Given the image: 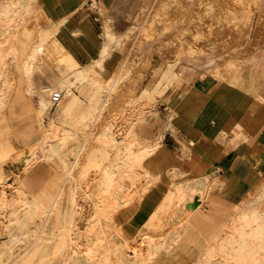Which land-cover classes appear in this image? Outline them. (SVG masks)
I'll return each instance as SVG.
<instances>
[{
    "label": "bare ground",
    "instance_id": "bare-ground-1",
    "mask_svg": "<svg viewBox=\"0 0 264 264\" xmlns=\"http://www.w3.org/2000/svg\"><path fill=\"white\" fill-rule=\"evenodd\" d=\"M194 1L54 0L51 2L56 11L51 16L46 14L42 0H0V122L16 83L11 61H18L24 92L41 127L38 143L13 154L11 146L7 152L2 151L4 154L0 152V264H157L163 255L183 245L188 231L197 229V223L201 228L208 223L212 229L214 225L218 227L216 223L223 225L208 238L201 256L190 264H264V178L250 201L237 204L231 214L215 216L211 211H201L215 181L207 175L177 181L184 171L170 167L166 170L168 187L145 220L149 227L141 225L131 235L122 220L126 215L130 222L164 180L163 172L148 164L165 132L151 140L134 130L135 121L142 120L153 105L149 85L135 95L134 86H139V77L142 78L140 70L135 71L140 69L137 63L141 60L136 47L149 40L151 49L157 48L161 59L153 75L175 70L200 89L222 80L247 92L264 94V16L254 29L248 21L238 25L244 16L238 22L235 13L223 9L230 0H200L197 6L192 5ZM83 6L101 18L103 45L98 52L91 49L90 60L84 65L63 68L53 84L37 88L33 83L37 69L45 64L61 68L73 56L69 43L58 34L70 28L69 18ZM134 9L140 22L131 20ZM204 15L208 22L201 20ZM218 16L223 21L217 24L219 19L217 26L212 24L214 29L207 32L206 24ZM34 18L38 22L31 27ZM140 24L144 27L140 28ZM197 24L202 29L200 34L195 33ZM157 26L166 32L152 31ZM252 29L254 37L249 39L246 35ZM26 30L33 41L22 52L19 42ZM72 32L77 38L86 37L79 28ZM132 37L135 42L131 51L115 76H110V58ZM237 37L249 39L247 51L234 48V43L227 44V39ZM134 74L130 89L129 78ZM85 85L92 90L89 104L74 118L72 101L76 97L69 104H64V99L73 93V88ZM129 90L128 104L132 109L128 118L115 121L112 116L106 117L116 95L126 101ZM55 93L62 94L58 102L53 100ZM137 100L143 104L137 106ZM123 105L118 110L129 107ZM212 146L218 148L216 144ZM20 158L26 161L23 173L15 174L10 181L2 163ZM40 159L55 165L56 179L34 190L25 175ZM59 179L62 184L57 186ZM86 204L87 224L80 228L78 220Z\"/></svg>",
    "mask_w": 264,
    "mask_h": 264
},
{
    "label": "rangeland",
    "instance_id": "rangeland-1",
    "mask_svg": "<svg viewBox=\"0 0 264 264\" xmlns=\"http://www.w3.org/2000/svg\"><path fill=\"white\" fill-rule=\"evenodd\" d=\"M234 1L235 0L233 1L230 0L231 3H226V6H224L223 9H225L227 13H235V15L237 16V21L242 19L240 17L244 16L243 17L244 21L242 20H240V22L238 21L239 22L238 25L241 26L242 25L241 22L243 23V25L244 23L249 22L253 25L255 29V27L258 24L259 19H261V17L264 16V7H263L264 0H262L263 2L261 0H254V1L250 0L251 3L249 2V0H237L235 2ZM252 1H253V4H252ZM199 2L200 0H195L192 3V5L196 4L197 6ZM226 2H229V0H226ZM238 2L240 3V5H238ZM248 2H249V6H248ZM232 6L236 10H233ZM229 9H231L232 11ZM85 10H86L85 15L89 16V21L91 22V24H93L95 31L97 33H100L101 24H100V19L98 17V14L93 12L92 9L87 8ZM228 10L231 12H229ZM136 11L137 10L134 9V12H133L134 14L131 17V20L135 22H140L141 20H139V17L135 14ZM245 15L248 18H245L246 17ZM201 20H205L206 22H208L205 18V15L201 16ZM213 21L214 22L209 21L210 24L209 23L206 24L208 26L205 28V30L208 29L206 30L207 32H211L214 29L212 27V24L214 27H216L217 26L216 22L218 21L217 24H219V22H222L223 20H222V17L221 18L213 17ZM37 22L38 20L34 18L33 25H32V20H31L30 26L33 27L34 25H36ZM140 26H141L140 28L144 27L143 24H140ZM161 27L162 26L154 27L152 28V31H156L157 33L166 32ZM199 27L200 26H198L197 24V29L195 30V33H198V34L201 33L202 29L201 28L199 29ZM254 29H252L251 32L248 35H246L249 37V39H253ZM133 37L132 39L128 41V43L123 47L121 51L118 50V54L114 53V55L110 58L108 65L110 68L113 67L110 70V76L112 77L115 76L122 60L131 51V47L134 45V42H135ZM98 38L101 39V37H98ZM32 39L33 38H31V34L29 30H26L25 32L22 33L21 39L19 42L22 52H24L30 46L31 42L33 41ZM249 39L247 40V39H241V37H237V40L236 39L230 40L229 38L227 39L228 40L227 44L230 43L229 45H231V43H234L232 44L234 45V48L236 49L240 48L242 49V51H247L248 48L250 47L249 45L251 44ZM170 42L171 40L170 41L167 40V43H170ZM151 46L152 45L150 41L148 40L144 44L142 43L141 46H139V48L136 47V50H138V53L140 54L141 60L138 61L137 63V67H139L140 69H135V71L140 70L142 74V78L139 77L138 82H140V85L134 86L136 90L135 95H137V93L140 92L142 88L145 87L146 85H149L150 87H152L154 82L160 77L156 74L153 75V73H154V69L156 65L160 62L161 58L156 54L157 48L153 47V50H152ZM81 59L85 62L89 61L88 60L89 58L83 55L81 56ZM146 59L148 61H145ZM11 69L13 71V75L16 78V83H15V86L12 92L11 101L8 103V107L4 110L2 121L0 122V152L2 154L7 152L9 146H11L14 149L10 152V154H13L14 151L15 153H17L20 150H22L24 147H29V146L34 145L35 143H38V141H40V138H41V127L39 125L40 122L33 112L32 102L30 101V99L27 97V95L24 92L25 82H24V77L22 75L20 62L18 63V61H11ZM62 70L63 68L52 67L47 64L42 65L41 69H38L35 73V76H34L35 85L39 88L41 85L47 84L55 80L59 72ZM169 73L166 76H164L163 79H161V81H164V84L168 83V78H169V82H173L175 79H177L175 77L177 74L175 70L169 71ZM135 77H136V74H134L133 76L129 78V80H131V82L128 84L130 89L132 87L131 85ZM186 80L188 81V78ZM189 82L193 83L192 81H190V79H189ZM213 90L214 88L208 87V85H206L205 88L204 87L201 88V93L196 95L193 89H190L185 99H183L181 103L176 105L174 108H172L171 106H173V104L179 98V96L177 95V92L170 98V103H173L171 104V106L164 99H162L163 100L162 101L161 97L158 94H156L155 91L150 92V96L152 99L151 102H153V105L150 106L149 111H146V113L143 116L144 118L142 120L135 121L134 130L137 134L142 135L146 138H158L164 131H166V135L164 139L162 140L160 149L156 152L154 157L151 159V163L153 167L157 169H163V172H164L163 179L164 180L161 183V185L156 188V190L155 189L153 190V192L151 193L153 195L152 198L142 204L140 211H142V209L146 207L145 209L146 212L144 211L137 212L134 218H132L130 222L126 220L127 219L126 215L122 216V220L127 226L129 233L131 235L136 234L137 229H139L141 225L149 227L148 221H146L145 223V219L148 216V213L150 212V210L154 208L157 205V203L160 201L163 193L166 191V188L168 187L169 179L166 175V170L168 168L183 167L185 169H191V171L189 172L187 171L184 172L177 179V181H182L188 178L197 179V172L194 171L192 167L194 165L193 163L195 162L194 160L195 149L192 146H190V143H188V141L196 135H199V136L204 135L202 136L203 138H206L205 135L209 137H214L215 132L218 131L217 127H214L215 130L211 132V128H213L211 124L214 123L215 126L217 125V120L214 119L215 112L210 110L211 93H212L211 91ZM128 94H129V97L124 94L126 98L128 97L126 101H124L123 98L118 99L117 98L118 95H116V98H114L111 101L110 105L107 108L106 117L112 116L115 121H120V119L123 117L126 118L125 114L127 113V108H129L127 106H129L130 104L128 103L131 102L130 101L131 100L130 90ZM257 100L262 103V100L260 98L257 97ZM140 101L141 100H137V103H138L137 106L138 105L141 106L143 104V101H141L142 103ZM112 102H113V105H112ZM123 104H126V107H127L126 110L124 111L123 109L118 110L120 107L125 106ZM173 111H175L176 114H174L173 118H171L170 114ZM219 113L220 112H218L217 115H219ZM253 113L254 111H250L249 116L250 114H253ZM163 141H164V145H163ZM165 144L167 145L165 146ZM5 147L7 149H5ZM244 147L245 145L238 148V150L242 151ZM165 148H167L168 151ZM2 151H5V152H2ZM10 160L11 159H6L5 161H3L2 168H3L4 173L10 179V181H12L14 179L15 174H18L20 176L22 175L23 170H24L23 166H25L26 161L24 158H20L19 160H11V161ZM83 160H85V158L82 159V164L84 163ZM54 168H55V165H53V163L48 162L44 159L42 160L40 159L38 164H35V166H32L29 169V171L25 175V179L27 180L30 187H32V189L34 190L39 189L43 185H46V186L51 185L53 179H56L55 175L53 174ZM61 184H62V181L61 179H59L57 186H60ZM57 186L55 185V188L53 189V191L55 192L57 191ZM85 208H86L85 213L82 215V217L80 216L78 220V225L80 228H85L87 224V219H88L87 204ZM203 212L205 214L209 213V211L208 212L203 211ZM216 224L218 225V227L214 225L212 229L210 227H207V226H210V224L208 223L202 224V226L204 225L202 228L197 223V229L188 231V237L184 239L185 241L183 245L174 253L163 255L159 259L157 264H190L196 261L197 258L200 257L202 252L205 250L208 238L218 233V231L220 230V226L223 225L222 223H216ZM95 237L96 236H94L93 238Z\"/></svg>",
    "mask_w": 264,
    "mask_h": 264
},
{
    "label": "crops",
    "instance_id": "crops-1",
    "mask_svg": "<svg viewBox=\"0 0 264 264\" xmlns=\"http://www.w3.org/2000/svg\"><path fill=\"white\" fill-rule=\"evenodd\" d=\"M42 1L45 2L44 8L46 14L54 16L56 11L55 3L53 4L51 2L54 0ZM86 7L90 9L88 6H83L73 12L72 16L68 20V23L71 24L70 28H64L58 34V36H61L65 39L64 41H67L69 43L70 50L73 53V56L70 57V60H67L61 68L75 69V67L78 65H84L87 62L83 61L81 59V56H86L89 58L88 60H90L89 52L91 51V49L93 52H98L103 45V37L101 36V33L103 32L102 20L98 16L101 26L100 33H97L93 24H91V22L89 21V16L85 15V9H87ZM75 28L81 29L86 37L77 38V36L72 32ZM98 37H101V39H99ZM35 73L33 75L34 85ZM168 73L169 72L162 74L154 82L153 86L150 89V92L155 91L156 94L161 97V100L164 99L170 106L171 104H173L170 103V98L177 92L179 98L173 104V106H171L172 108L181 103L190 89L193 88V91L196 95L201 93V89L195 84L187 81V78L185 76H182L180 72H177L175 76L177 79H175L173 82H169L168 78V83L172 85L168 83L164 84V81H161V79H163L164 76H166ZM218 82H220L221 84ZM50 83L53 84L54 80L41 86L43 87L46 85H50ZM229 83L230 82L228 81L220 80L216 82H210L208 84V87L214 88V90L216 91L215 92L213 90L215 93L211 91L212 93L210 104V110L215 112L214 119L217 120L216 126L214 125V123L211 124V126L213 127L211 128V132L215 130L214 127H217L218 130L215 132L214 137L205 135L206 138H203L202 136L204 135H196L188 141V143H190V146L195 149V162L193 163L194 165L192 167L194 171H197V179H200L202 176L207 175L211 180L215 181L214 187L210 191V199L201 206V211H211L215 216L231 214L233 213V208H235L237 204L239 205L241 203L250 201L252 197L260 190L261 183L264 178V94L262 95V93L259 92H252V94L232 83ZM41 86L39 88H41ZM91 91L92 90L89 85L73 88V93H71L69 97L64 99V104H69L73 100V97H76V100L72 101V117H78L80 112L86 106H88L89 95ZM257 97L262 100V103L257 100ZM131 109L132 108L130 106L129 108H127V113L125 114L126 118H128ZM250 111H254V113L250 114L249 116ZM218 112H220L219 115H217ZM174 114H176L175 111L170 114L171 118H173ZM164 132L166 135V131ZM147 139L156 140L157 138ZM214 144L218 145V148H213L212 145ZM166 145L167 144H165V146ZM244 145V149L242 151H239L238 148ZM159 149L160 147L157 149V151ZM165 149L168 151L167 148ZM154 155L150 158L148 166L153 170H160L163 172L162 169L153 167L151 159L154 157ZM178 168H180L181 170H185V168L183 167ZM186 171L189 172L191 171V169H186L184 172ZM156 188L154 189L156 190ZM152 196V194L148 196L145 202L150 200ZM145 209L146 207L143 208L142 211L146 212ZM152 209L150 210V212L152 211ZM198 213L199 211L197 210V214Z\"/></svg>",
    "mask_w": 264,
    "mask_h": 264
},
{
    "label": "built area",
    "instance_id": "built-area-1",
    "mask_svg": "<svg viewBox=\"0 0 264 264\" xmlns=\"http://www.w3.org/2000/svg\"><path fill=\"white\" fill-rule=\"evenodd\" d=\"M61 98H62V94L55 93V94L53 95V100H54L55 102H58Z\"/></svg>",
    "mask_w": 264,
    "mask_h": 264
}]
</instances>
